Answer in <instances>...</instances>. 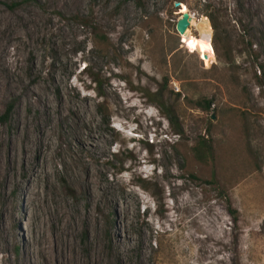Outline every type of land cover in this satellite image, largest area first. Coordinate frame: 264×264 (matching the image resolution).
<instances>
[{
  "label": "rangeland",
  "instance_id": "obj_1",
  "mask_svg": "<svg viewBox=\"0 0 264 264\" xmlns=\"http://www.w3.org/2000/svg\"><path fill=\"white\" fill-rule=\"evenodd\" d=\"M241 25L264 39V0H0V264H264V42Z\"/></svg>",
  "mask_w": 264,
  "mask_h": 264
},
{
  "label": "trees",
  "instance_id": "obj_2",
  "mask_svg": "<svg viewBox=\"0 0 264 264\" xmlns=\"http://www.w3.org/2000/svg\"><path fill=\"white\" fill-rule=\"evenodd\" d=\"M240 5H241V3H240ZM209 11L210 12L208 14V18L210 20V23L212 25L213 30L216 32L217 29H218V25H217V22H218L217 14L215 12H212L211 9H209ZM241 28H242V30H243L244 33L246 31L248 32V37L250 38L249 41L247 42L246 46L252 48L255 45V43L260 44V43L264 42L263 33L262 32L258 31L255 28H251V27H248V29L247 28L245 29V27H242V25H241ZM251 32H252V34H251ZM259 46H261V45H259ZM215 50H216V54L219 53V55H220L222 53L223 56H221V57H223V59L227 63H229V64L233 63V57H232L231 50H225V49L222 50V48H220V47H218L217 49L215 48ZM257 59L258 58H256V61H257ZM259 68H260V72L261 73H264V65H260ZM97 83L98 82L96 80H94L92 78L90 79V84H93V85L96 86ZM157 107L161 111V113H164L165 114V112H163V108L161 106H157ZM200 108L203 111H206V112L209 111L210 110L209 101H204L203 104L200 105ZM3 116H5V115H3ZM166 116H167V119H169L171 121V123H172V119L174 118V114L172 113V114L166 115ZM2 117H0V124H3V122H4V121H2ZM174 127H175L174 130H173L174 131V135H177V136H180L181 137L183 135V132L179 128V125H174ZM192 150H193V152L195 154V157L199 161H205L206 158H207V156L210 154V148H209V146H206L205 144H202L200 142L198 144H196L192 148ZM210 183H212V182H210ZM137 184H138V186L140 188H142L143 190L149 192L156 199V196L150 192V189L148 188V182L146 180H144L142 178H139L138 181H137ZM228 215L231 218L233 224H237V222H238L237 212L235 210H233L230 207V205L228 207Z\"/></svg>",
  "mask_w": 264,
  "mask_h": 264
},
{
  "label": "bare ground",
  "instance_id": "obj_3",
  "mask_svg": "<svg viewBox=\"0 0 264 264\" xmlns=\"http://www.w3.org/2000/svg\"><path fill=\"white\" fill-rule=\"evenodd\" d=\"M194 24H195V21H194L193 17L191 16L190 19H189V25H188V27L182 33L183 38H184V40L186 42V45L188 47H190V48H192V47H199V46L200 47L209 46L210 40H209L208 36L210 37V35L207 32L208 31L207 30V25L204 22V20H202V23L199 25L200 26V29H201V33H200L201 36H199V37H196V36L192 35V33H190V28L193 27ZM206 35H207V37H206ZM10 150H11L10 159H11L12 162L22 161L23 160L22 157L25 155V150L22 151L20 154H18L15 151V149H14V143H11L10 144ZM2 152H3V154L5 152V149L3 147H2ZM2 158H3V155H2V157H0V160ZM65 261H67V264H71L72 263V260L71 259L69 260V259H67L66 256L61 255L59 253L58 255H54V256H52L50 258H45L44 259V264H65Z\"/></svg>",
  "mask_w": 264,
  "mask_h": 264
},
{
  "label": "water",
  "instance_id": "obj_4",
  "mask_svg": "<svg viewBox=\"0 0 264 264\" xmlns=\"http://www.w3.org/2000/svg\"><path fill=\"white\" fill-rule=\"evenodd\" d=\"M180 9L179 12L181 14V18L177 21L176 25H175V30H176V34L178 36H180L188 27L189 25V19H190V15L187 12V10L183 11V4L179 5ZM212 119H214V117H212Z\"/></svg>",
  "mask_w": 264,
  "mask_h": 264
}]
</instances>
